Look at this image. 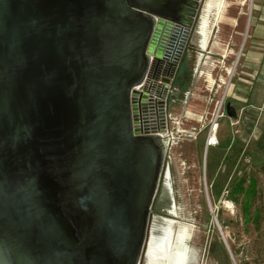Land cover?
Instances as JSON below:
<instances>
[{
	"label": "water",
	"instance_id": "1",
	"mask_svg": "<svg viewBox=\"0 0 264 264\" xmlns=\"http://www.w3.org/2000/svg\"><path fill=\"white\" fill-rule=\"evenodd\" d=\"M200 3L0 0V264H141Z\"/></svg>",
	"mask_w": 264,
	"mask_h": 264
},
{
	"label": "rangeland",
	"instance_id": "2",
	"mask_svg": "<svg viewBox=\"0 0 264 264\" xmlns=\"http://www.w3.org/2000/svg\"><path fill=\"white\" fill-rule=\"evenodd\" d=\"M204 3L202 0L200 16ZM224 3L219 18L216 19L219 11H210L209 40L207 38L208 42L206 40L201 46L204 50L198 46L199 36L195 31L191 35L193 42L188 44L182 55L180 65L186 70L182 81L187 86L185 90L178 89L171 94L174 105L170 109L167 128L175 135L177 128L189 129L202 124L205 127L196 139L180 134L170 142L164 163L170 167L171 176L168 174L167 183L171 197L163 193L162 196L170 200L157 197L150 225L154 235L156 229L163 226L160 236L164 238L168 232L165 226L169 222H172L170 225L174 232L186 229L189 239L185 241L188 248L185 264H264V140L258 144L257 140L248 144L244 142L239 154L235 148L240 147V140H234V149L225 147L226 141L236 138L237 133L224 117L218 120V144L206 148L210 113L216 106L214 100L224 91L222 86L219 92H214L219 73L222 71L228 79L223 66L232 68L244 36L253 29L258 16V12L252 10V0H224ZM221 55H225L223 60ZM239 67L237 62L231 80L233 83L238 80ZM210 73L215 81L213 85L208 76ZM202 96L214 98V104L208 105V114L204 112ZM201 116L203 119L199 121ZM260 127L264 131V122ZM211 139L214 142V136ZM241 177L245 178L244 192H235L234 183ZM169 207L171 216L157 215ZM141 264H147V258H143Z\"/></svg>",
	"mask_w": 264,
	"mask_h": 264
},
{
	"label": "crops",
	"instance_id": "3",
	"mask_svg": "<svg viewBox=\"0 0 264 264\" xmlns=\"http://www.w3.org/2000/svg\"><path fill=\"white\" fill-rule=\"evenodd\" d=\"M252 10L258 12V16L255 18L254 27L252 30L249 29L248 33L244 36V41L240 47L239 53L236 56V64L232 66V68L234 69L230 71L232 69L231 67L227 68L223 66L226 71V73L224 74H228V79H226V76L224 77L222 75V67L219 68L221 74L219 73L218 81L214 91L219 92L220 88H222L223 86L224 91H221L220 97L225 92V102L229 100V98H231V104L234 103L236 105L235 108L237 109V117L234 119L237 121V123L233 127H231V129H233L234 132L237 133V135L236 138L234 136V139L230 140V143H233L235 139H238L244 145L245 143L248 144L249 142L256 140L258 144L259 141L264 140V131L263 129L261 130L260 127L264 122V0H258L257 2H254L252 0ZM220 13L221 12L217 13L216 19L219 18ZM253 17L254 16H252L251 19ZM201 50L204 49L201 48ZM198 53H200V55L202 54V52ZM221 56L223 60L225 58V55ZM237 62L240 63V67L237 73L238 80L233 83L231 82V80L232 76L234 75ZM230 73L231 76H229ZM208 76L209 78H211L212 73H210ZM225 79L227 80V82ZM212 82L213 85L215 81L212 80ZM186 93L187 92H185L184 94ZM220 97L215 100L211 96L203 97L202 100L205 103V111H203L206 114L210 113L207 110L208 105H213L214 101H218ZM213 112L214 109L210 113V115ZM224 117L227 118V122L230 124V119L227 116ZM201 119H203L202 116L200 117L199 121ZM218 126L219 122L217 124L215 133L217 141L219 140L217 136V132L219 129ZM248 156L249 158L251 157L250 151Z\"/></svg>",
	"mask_w": 264,
	"mask_h": 264
},
{
	"label": "bare ground",
	"instance_id": "4",
	"mask_svg": "<svg viewBox=\"0 0 264 264\" xmlns=\"http://www.w3.org/2000/svg\"><path fill=\"white\" fill-rule=\"evenodd\" d=\"M224 4H225L224 0H205V3L203 5V11L200 16V22H199V28H198L201 46L205 45L207 38L209 40L208 36L210 33V24H209L210 11L212 9H216L217 11L220 12L223 9ZM233 69L234 68H232L230 71H232ZM167 178H168V175H167ZM164 191H166V193H168V195L171 196V192L168 187L167 181L164 184ZM171 223L172 222H169L165 226V228L168 229L166 238H164V240L162 241V244L158 246L155 245V242H153L154 230L152 229L151 234H150L148 251L146 250V255H145V257L147 258V264H185V260H186L185 256L186 257L188 256V250H187L188 248H187V243L185 241L189 239V234L185 228H180L179 230H176V232H174L171 229V225H170ZM162 227L157 228L156 232L158 230H162L163 229ZM168 246H169V251L167 252L166 249L168 248Z\"/></svg>",
	"mask_w": 264,
	"mask_h": 264
},
{
	"label": "built area",
	"instance_id": "5",
	"mask_svg": "<svg viewBox=\"0 0 264 264\" xmlns=\"http://www.w3.org/2000/svg\"><path fill=\"white\" fill-rule=\"evenodd\" d=\"M231 76V73L230 75ZM138 90L143 91L144 88L143 86H140L138 88ZM169 93H173L174 91H178V89L172 85L171 87L169 86L168 89ZM167 122L169 123L170 120V114H167ZM227 116L226 112H225V92L223 93V95L220 97V99L218 101H216V106H215V110L214 112L211 114V119L209 121V127H208V132L206 135V148L208 146H213L216 145L218 143L217 139H216V129H217V124H218V120L221 117ZM230 119V125L234 126L237 121L234 118H229ZM205 125H201V127H197V126H191L189 129H176L175 131V135L173 134L174 131L169 130L167 127L165 129L164 132H161V134H163V137L165 139L164 143L167 147L170 146V142L173 141V139L175 137H177L178 135L182 134L184 135L186 138L189 139H196L197 135L204 129ZM212 136H214V139L212 142Z\"/></svg>",
	"mask_w": 264,
	"mask_h": 264
},
{
	"label": "flooded vegetation",
	"instance_id": "6",
	"mask_svg": "<svg viewBox=\"0 0 264 264\" xmlns=\"http://www.w3.org/2000/svg\"><path fill=\"white\" fill-rule=\"evenodd\" d=\"M201 2H202V0H201ZM200 10H201V3H200V6H199V8H198V10H197V13H196V16H195V18H194V21H193V24H192V27H191V33H190V37H189V43H191V42H193V38H192V33L193 32H195L196 31V33L198 34V36H199V40L197 41V43H198V46H199V48H201L200 47V35H199V22H200ZM184 73H186V70H185V68H184V66H181L180 65V67H179V69H178V71H177V74H176V77H177V79L180 81V83L182 84L183 83V81H182V76L184 75ZM177 89H179L177 86H175ZM180 90V89H179ZM156 117V119L157 120H159L160 119V117L159 116H155ZM165 170L168 172V173H166L165 174V172H164V174H163V181H162V188H160L159 189V192H158V194H157V196H156V198H155V201L153 202V205H152V208H151V215H152V213H153V209H154V204L156 203V199H157V197H160V198H163V199H168V198H165V197H163L162 196V193L163 194H165V195H168V193H166V191H164V184H165V182L167 181V175L169 174L170 176H171V174H170V167H169V165L168 164H166L165 163ZM162 189V190H161ZM169 196V195H168ZM169 197H171V196H169ZM168 200H170V199H168ZM171 207V206H170ZM170 207H169V209H167L166 210V212H162V213H159V212H157V213H159V214H157L159 217H169V216H171L170 214H169V211H170ZM152 217V216H151ZM151 217H150V221H151ZM151 223V222H150ZM153 226H151L150 225V229H149V236H150V234H151V231H152V228ZM152 228V229H151ZM148 247H149V241H148V246H147V251H148ZM170 248H171V246H170ZM143 258H146L145 256H143ZM143 258H142V261H143ZM141 261V262H142Z\"/></svg>",
	"mask_w": 264,
	"mask_h": 264
},
{
	"label": "trees",
	"instance_id": "7",
	"mask_svg": "<svg viewBox=\"0 0 264 264\" xmlns=\"http://www.w3.org/2000/svg\"><path fill=\"white\" fill-rule=\"evenodd\" d=\"M173 85L174 86H177L180 90H185V88L187 86L186 83L181 84L180 81L177 79V77H175ZM239 146L240 147H238V149L235 148L237 150V153L238 154L240 152H242L244 144L241 142V145H239ZM225 147H229V148L234 149L235 144L234 143H230V140H227ZM247 154H249V153H247ZM244 183H245V178L244 177H241V178L237 179L236 182L234 183L233 190L235 192L236 191H238V192H244V187H243ZM250 183H251V181L249 182V186H250ZM247 189H248L247 191L250 190V188H247ZM251 189H252V186H251ZM253 189H254V187H253ZM227 199H232V198H229L228 197Z\"/></svg>",
	"mask_w": 264,
	"mask_h": 264
}]
</instances>
